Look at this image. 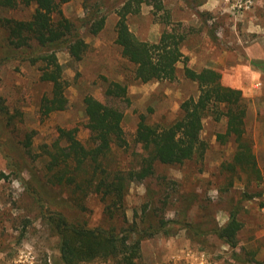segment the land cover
Listing matches in <instances>:
<instances>
[{
    "label": "rangeland",
    "instance_id": "1",
    "mask_svg": "<svg viewBox=\"0 0 264 264\" xmlns=\"http://www.w3.org/2000/svg\"><path fill=\"white\" fill-rule=\"evenodd\" d=\"M125 1L104 0L101 13L106 14V22L95 34L83 25L88 9L84 0L63 4L64 16L75 23L88 47L80 61H73L65 51L58 53L69 103L48 116L41 115L39 105L49 85L40 81L39 63L29 59L37 47L15 48L0 23V104L14 115L13 123L0 121V264H64L45 212L58 210L90 226H121L127 220L139 221L145 203L158 216L175 220L170 223L174 233L144 239L138 264H264V0H252L243 8L236 6L237 0H160V10L159 0H149L138 13L128 15L130 29L142 40L155 42L165 27H177L185 33L182 51L188 66L197 71L212 68L221 74L224 85L242 91L245 138L252 141L262 175L259 182L239 167L235 172L226 168L237 145L232 139H218L226 131V119L211 116L203 120V156L181 165L157 164L151 177L131 182L124 203L126 220L122 214L110 220L104 202L94 193L85 196L84 209L73 201L77 196L68 187L49 182L42 146L57 138L59 127L77 126L78 138L88 142L84 98L111 103L105 95L106 80L128 78L131 99L122 121L128 143L114 147L104 159L111 170L140 166L145 156L135 142L140 114L150 124L165 126L179 116L184 100L199 96L197 82L183 73V63L174 79L133 80V66L115 43L117 9ZM95 2L88 1L89 9ZM34 7L17 0L13 7L0 8V18L27 20ZM25 132L31 133L30 153L21 143ZM233 209L243 223L236 248L214 235L195 238L176 221L186 218L209 228L225 223ZM80 264L116 263L95 259Z\"/></svg>",
    "mask_w": 264,
    "mask_h": 264
},
{
    "label": "trees",
    "instance_id": "2",
    "mask_svg": "<svg viewBox=\"0 0 264 264\" xmlns=\"http://www.w3.org/2000/svg\"><path fill=\"white\" fill-rule=\"evenodd\" d=\"M69 1L23 0L26 5L35 6L29 19L0 18V23L8 31L9 44L18 49L33 46L38 49L29 59L34 64L39 63L40 81L49 85V92L40 100L42 116L65 110L69 103L66 94L68 81L63 75L58 53L65 51L73 61H80L88 47L75 23L63 14L62 6ZM88 1L84 0L88 9L83 25L95 34L102 30L106 22V14L101 13L104 0H96L95 4H90V9ZM16 2L0 0V8L13 7ZM145 2L149 3V0H126L117 9L115 43L121 48L122 56L133 66L131 77L143 83L171 80L177 75L179 63H183L184 75L198 84V98L184 100L180 104L179 116L165 126L150 124L146 116L140 114L135 142L141 146L145 156L138 168L111 170L104 163L114 147L122 148L128 143L122 126L124 110L131 103L128 78L126 81L106 80L105 95L111 103L93 96L84 98L88 142L78 138L77 126L59 127L57 138L51 144L42 146L47 156L49 182L68 187L77 196L73 201L82 208L85 196L90 192L98 195L110 220H117L120 214L126 220L124 203L131 182L151 177L157 164L181 165L195 156H203L206 144L201 139V131L203 120L208 116L215 120L225 118L226 131L218 134V139L222 142L232 139L237 145L233 161L226 168L235 172L239 167L251 179L258 182L262 179L252 141L245 138L246 106L242 91L224 85L221 74L212 68L197 71L188 66V57L182 51L185 33L177 27H165L155 42L138 38L129 27L128 15L138 13ZM162 8L159 0L157 9ZM13 118L14 115L8 113L4 104H0V121L2 119L10 124L14 122ZM21 143L30 153L31 133L25 132ZM152 208L145 203L139 221L127 220L121 226H90L86 220L70 218L58 210L45 212L44 219L58 237L64 264H80L95 259L114 260L116 264H138L144 239L161 232L166 235L174 233L170 223L175 220L158 216ZM237 213V209L231 210L225 223H215L209 228L195 225L186 218L176 221L195 238L214 235L231 248H236L238 233L243 227ZM184 214L187 216V210Z\"/></svg>",
    "mask_w": 264,
    "mask_h": 264
},
{
    "label": "built area",
    "instance_id": "3",
    "mask_svg": "<svg viewBox=\"0 0 264 264\" xmlns=\"http://www.w3.org/2000/svg\"><path fill=\"white\" fill-rule=\"evenodd\" d=\"M250 3H252V0H245V1H243V0H237V3H236V6L237 7H244V6H246V4H250Z\"/></svg>",
    "mask_w": 264,
    "mask_h": 264
}]
</instances>
